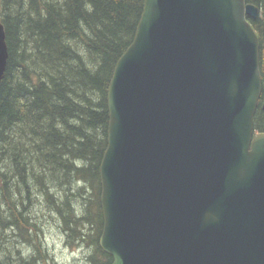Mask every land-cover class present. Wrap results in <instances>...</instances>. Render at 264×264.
Listing matches in <instances>:
<instances>
[{
    "label": "water",
    "instance_id": "95a60500",
    "mask_svg": "<svg viewBox=\"0 0 264 264\" xmlns=\"http://www.w3.org/2000/svg\"><path fill=\"white\" fill-rule=\"evenodd\" d=\"M257 14L246 0H145L108 91L112 264H264ZM8 58L0 20V85Z\"/></svg>",
    "mask_w": 264,
    "mask_h": 264
},
{
    "label": "trees",
    "instance_id": "16d2710c",
    "mask_svg": "<svg viewBox=\"0 0 264 264\" xmlns=\"http://www.w3.org/2000/svg\"><path fill=\"white\" fill-rule=\"evenodd\" d=\"M144 6L145 0H0L9 49L0 85V264H54L41 209L69 245L88 248L90 264L113 263L100 247L108 91ZM259 31L262 41L264 26ZM260 56L254 126L264 132Z\"/></svg>",
    "mask_w": 264,
    "mask_h": 264
},
{
    "label": "rangeland",
    "instance_id": "374dc122",
    "mask_svg": "<svg viewBox=\"0 0 264 264\" xmlns=\"http://www.w3.org/2000/svg\"><path fill=\"white\" fill-rule=\"evenodd\" d=\"M39 218L43 223V240L46 244L49 254L54 259V264H90L89 250L87 247H80L78 245H69L67 238L60 230V224L52 220L48 212L39 210ZM16 240V241H15ZM12 243L18 244V248H26L27 245L22 247L18 238L13 237ZM16 248V249H18ZM30 251V250H29ZM32 251V250H31Z\"/></svg>",
    "mask_w": 264,
    "mask_h": 264
},
{
    "label": "flooded vegetation",
    "instance_id": "af4514ba",
    "mask_svg": "<svg viewBox=\"0 0 264 264\" xmlns=\"http://www.w3.org/2000/svg\"><path fill=\"white\" fill-rule=\"evenodd\" d=\"M246 4H252L257 8L258 11L257 16L256 17L248 16L247 19L250 22V24L253 26L255 32L258 35L259 43H260V53L264 54V39L260 41L261 33L259 31V29L263 28L264 26V0H246ZM260 61L262 62L261 56H260ZM263 61H264V57H263ZM263 108H264V102H263Z\"/></svg>",
    "mask_w": 264,
    "mask_h": 264
}]
</instances>
